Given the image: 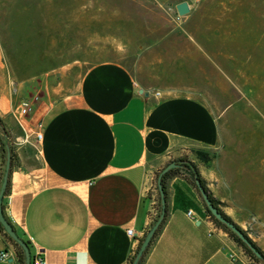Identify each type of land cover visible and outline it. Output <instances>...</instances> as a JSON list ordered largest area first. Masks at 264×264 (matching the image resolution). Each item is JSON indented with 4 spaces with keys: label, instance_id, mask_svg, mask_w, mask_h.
Listing matches in <instances>:
<instances>
[{
    "label": "crops",
    "instance_id": "1",
    "mask_svg": "<svg viewBox=\"0 0 264 264\" xmlns=\"http://www.w3.org/2000/svg\"><path fill=\"white\" fill-rule=\"evenodd\" d=\"M45 78L42 104L16 120L34 78L16 73L0 47V120L16 155L2 212L33 260L130 264L156 217L155 174L181 161L195 166L222 213L264 253V170L224 151L219 118L197 96L149 91L110 60L62 73L55 84ZM1 162L0 151V173ZM173 170L167 218L142 264H257L208 217L189 171ZM1 254L8 259L0 264H19L2 233Z\"/></svg>",
    "mask_w": 264,
    "mask_h": 264
},
{
    "label": "rangeland",
    "instance_id": "2",
    "mask_svg": "<svg viewBox=\"0 0 264 264\" xmlns=\"http://www.w3.org/2000/svg\"><path fill=\"white\" fill-rule=\"evenodd\" d=\"M177 2L186 15L158 0H0V47L34 78L30 111L45 77L114 61L149 91L197 96L219 118L224 151L263 171L264 0Z\"/></svg>",
    "mask_w": 264,
    "mask_h": 264
},
{
    "label": "water",
    "instance_id": "3",
    "mask_svg": "<svg viewBox=\"0 0 264 264\" xmlns=\"http://www.w3.org/2000/svg\"><path fill=\"white\" fill-rule=\"evenodd\" d=\"M176 13L178 16H184L189 12V6L186 2H182L176 5L175 7ZM140 93L142 91L140 90ZM10 150L9 148H6L5 152V164H4V170L0 182V226L3 229V232L5 235L13 241L23 252L24 256V264H31V257L28 250L27 245L16 235L15 231L11 227V225L8 223V221L4 218L3 212H2V199L4 196V193L6 191L7 182L9 178L10 173ZM180 164L171 162L168 165H166L158 174V177L156 179V189L158 191L159 199H160V213L156 220V222L153 224V226L148 230L146 235L144 236L142 242L140 243V246L138 248V251L134 257V260L132 264H137L140 256L145 251L147 246L149 245L155 231L157 230L158 226L160 225L161 221L164 217V212L166 209V200L164 197V191L161 186V177L166 174L168 171L179 168ZM194 185L199 193L206 209L209 211V213L212 215V217L217 220L219 223L227 227L237 238H239L242 243L251 251V253L256 257L259 258L258 252L250 245L247 240L244 238L243 233L238 230L232 223L225 220L222 215L219 213V211L214 207V205L211 203L210 199L208 198L203 186L199 183L198 180H194Z\"/></svg>",
    "mask_w": 264,
    "mask_h": 264
},
{
    "label": "trees",
    "instance_id": "4",
    "mask_svg": "<svg viewBox=\"0 0 264 264\" xmlns=\"http://www.w3.org/2000/svg\"><path fill=\"white\" fill-rule=\"evenodd\" d=\"M6 148H9L10 150V157H11V161H10V172L12 170V168L15 166L16 164V155H15V152H14V149H13V146L11 145L10 141H9V134L5 128V126L3 125V123L1 122L0 120V151H1V156H2V162H1V173H0V182H1V178H2V174H3V170H4V164H5V152H6ZM197 158L203 162L204 164H208L210 161H211V158L208 154L206 153H203V152H198L197 153ZM180 164V167L182 168H185L187 169V171H189V174H190V178H191V181H192V184L194 185V180H198L199 183L203 186L208 198L210 199L211 203L214 205V207H216V209L219 211V213L222 215V217L227 220L228 222L232 223L238 230H240L242 233H243V236L244 238L247 240V242L252 245V247L258 252L259 254V258H256L252 253L251 251L242 243V241L237 238L227 227H225L224 225H222L221 223H219L217 220H215L212 215L209 213V211L206 209L205 205V211H206V214L208 215V217L214 222L215 225H217L218 227L222 228L225 232L228 233V235L234 240L235 243H237L244 251V253L251 259L253 260L255 263L257 264H264V253L256 246L255 243H253L248 237L247 235L245 234V232H243L240 228H238L227 216H225L222 211L219 209V204L216 200H214L210 193L208 192V190L206 189L205 185H204V182L203 180L200 178L199 174H198V171L197 169L195 168V166L190 163V162H186V161H181V162H178ZM173 171L175 170H170L168 171L166 174H164L162 177H161V186H162V189L164 191V197H165V200H166V191H165V179L168 177V175L170 173H172ZM159 174V173H158ZM158 177V175H157ZM8 182H9V178H8ZM8 182H7V187H8ZM7 187H6V191L4 193V195L6 194L7 192ZM195 187V185H194ZM204 204V203H203ZM159 213H160V199H159V195L157 196V213H156V217L153 219L152 223H151V226L150 228L153 226V224L156 222L158 216H159ZM166 218H167V210L165 209V212H164V217H163V220L161 221L160 225L158 226L157 230L155 231L149 245L147 246V248L145 249V251L142 253V255L140 256L137 264H142V262L144 261V258L146 257L153 241L155 240V238L157 237V235L159 234L160 230L162 229L165 221H166ZM0 233H2L6 239L11 242L15 249H16V257H17V260H18V263L19 264H24V256H23V252L22 250L13 242L11 241L6 235L5 233L3 232V229L1 228L0 226ZM18 236V235H17ZM19 237V236H18ZM20 238V237H19ZM28 247V250H29V253H30V244L29 242H26L25 240H23L22 238H20ZM140 246V245H139ZM138 246V248H139ZM138 248L133 256V258L131 259L130 261V264H132L133 260H134V257L138 251ZM31 257V256H30ZM31 264H33V259L31 258Z\"/></svg>",
    "mask_w": 264,
    "mask_h": 264
},
{
    "label": "built area",
    "instance_id": "5",
    "mask_svg": "<svg viewBox=\"0 0 264 264\" xmlns=\"http://www.w3.org/2000/svg\"><path fill=\"white\" fill-rule=\"evenodd\" d=\"M29 111H30V108H29V106H28V103H23V104L21 105V107H20L19 109H17L15 119L17 120L18 117H24V116H27V114L29 113ZM17 122H18V121H17ZM18 123H19V122H18ZM41 137H42L41 134H39V133L36 134V136H35L36 141L39 142V141L41 140ZM186 215H187L188 217H190V216H191V212L188 211V212L186 213ZM126 235H127L130 239L135 240V235L133 234V231H132L131 229H127V230H126ZM133 255H134V253H133ZM133 255H132V256H133ZM0 259H2V260H4V261L7 260V259H8L7 254H1V255H0ZM33 264H46V262H45L44 259L38 257V258H36V259L33 260Z\"/></svg>",
    "mask_w": 264,
    "mask_h": 264
}]
</instances>
